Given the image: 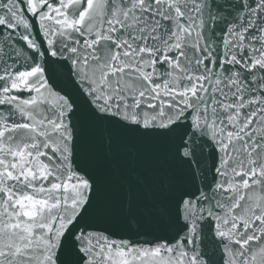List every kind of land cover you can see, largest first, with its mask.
Listing matches in <instances>:
<instances>
[{
	"label": "snow or ice",
	"instance_id": "obj_1",
	"mask_svg": "<svg viewBox=\"0 0 264 264\" xmlns=\"http://www.w3.org/2000/svg\"><path fill=\"white\" fill-rule=\"evenodd\" d=\"M0 264H264V0H0Z\"/></svg>",
	"mask_w": 264,
	"mask_h": 264
}]
</instances>
